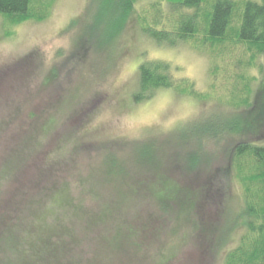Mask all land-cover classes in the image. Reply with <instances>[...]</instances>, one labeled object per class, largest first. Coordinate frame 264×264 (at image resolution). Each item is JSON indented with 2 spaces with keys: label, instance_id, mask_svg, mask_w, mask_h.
Here are the masks:
<instances>
[{
  "label": "rangeland",
  "instance_id": "rangeland-1",
  "mask_svg": "<svg viewBox=\"0 0 264 264\" xmlns=\"http://www.w3.org/2000/svg\"><path fill=\"white\" fill-rule=\"evenodd\" d=\"M137 1L125 19L111 17L112 0H52L43 19L16 24L0 15V217L11 226L21 222L15 250V242L1 239L0 264H25L27 254L18 251L25 239L38 244L59 226L66 227L68 264H224L244 233L239 220L218 239L242 206L239 182L223 173L229 151L252 139L226 134L206 141L185 133L191 121L228 109L226 101L243 96L245 84L254 89L264 58L250 64L235 38L160 44L142 27L156 13L167 22L169 8ZM144 59L168 61L175 79L199 96L158 89L132 101ZM147 141L164 155L158 170L137 163L134 149ZM192 151L208 160L187 167ZM107 153L117 161L108 163ZM159 170L162 177H155ZM166 180L189 182L198 203L158 218ZM206 188L216 211L203 208L210 212L203 234L197 205Z\"/></svg>",
  "mask_w": 264,
  "mask_h": 264
},
{
  "label": "trees",
  "instance_id": "trees-1",
  "mask_svg": "<svg viewBox=\"0 0 264 264\" xmlns=\"http://www.w3.org/2000/svg\"><path fill=\"white\" fill-rule=\"evenodd\" d=\"M158 1L165 2L164 6L169 8V11L163 14L169 15L168 21H163L162 17L156 13L152 23L142 27L143 31L156 42L175 46L185 43L197 35L201 36L204 44L207 41L222 43L230 38H235L243 46L244 52L251 56L250 64L259 56L264 58V0ZM50 2L52 0H0V15L10 24L26 20L38 21L45 17L44 12L47 11ZM137 2V0H112L111 5L114 10L110 13L111 17L125 19L128 15L131 16ZM159 3L157 4L163 5ZM155 10L159 12L161 7L157 6ZM174 72V67L168 61L142 60L137 68V89L131 96L132 101L137 102L150 98L158 89H174L179 93H185L184 90H186L190 95L198 97L199 94L194 92V86L188 81H177ZM260 73L254 89H250L248 84H245L243 96H232L226 101L228 109H225V106L221 109L217 108L219 112L212 119L204 120L198 125L196 123V121L199 122L198 119L191 121L192 123L190 122L191 125L185 133V135H189L196 132L199 140L202 138L206 141L226 134H238L237 136L242 137L248 135L252 139L232 147L229 151V163L223 170L228 179L229 177L230 179L236 178L239 182L242 188V206L241 213L237 215L240 218L235 221L231 219L228 226L222 227L223 232L219 233V242L227 239L226 236L229 232L226 231L232 225H237L239 220L245 227L237 245L225 255L224 264H264V68ZM189 137L186 136V139L188 140ZM22 142L26 144L27 140ZM154 144L147 141L134 150L138 164L146 162L144 167L158 170L160 169V159L164 155H161L160 148ZM197 152L192 151L187 155V167L193 166L192 162L196 164L203 160L202 162L205 163L208 160ZM108 153L105 155L108 163L112 164V161H117L113 154ZM198 160L199 162H197ZM6 166L10 167L13 164L8 160ZM161 172L164 171L159 170V174L155 177H162ZM170 182V180H166L161 183V187H165L167 194L156 200L159 210L158 218L163 215L164 218H168L175 214V210L181 212L188 207L192 209L200 199L199 194H192L195 191L190 189L189 182H187L188 184ZM158 189L153 194H157ZM218 189L221 191L219 187ZM195 193H199V190ZM206 193L213 192L210 188H206L201 193L202 200L197 205V208H202L198 209L200 218L197 219V226L201 228L203 234L209 224L202 220L210 213H206L203 208L210 210L209 205L212 204L211 197ZM211 209L216 211V206ZM2 217H0L1 221L6 219L7 223L4 222L5 224L3 223L0 230L5 229L4 235L6 236L0 238V241L5 239L8 243L15 242L13 248L15 250L19 239L15 241L14 237L21 222L17 220L16 225L11 226L9 219L5 216ZM56 228V231L51 235L41 236L38 244L25 239L26 244L28 243L27 246L23 245V249L18 250L23 255L27 254V257L25 255V264H68V244L65 241L67 235L61 231L66 227ZM17 238L20 237L17 236ZM0 251H5L1 242ZM31 255L33 258L29 259L28 257Z\"/></svg>",
  "mask_w": 264,
  "mask_h": 264
}]
</instances>
